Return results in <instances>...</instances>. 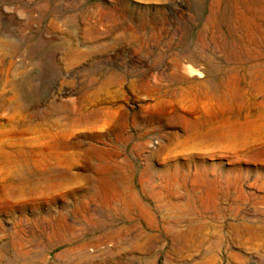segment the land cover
I'll list each match as a JSON object with an SVG mask.
<instances>
[{
    "label": "rangeland",
    "instance_id": "rangeland-1",
    "mask_svg": "<svg viewBox=\"0 0 264 264\" xmlns=\"http://www.w3.org/2000/svg\"><path fill=\"white\" fill-rule=\"evenodd\" d=\"M0 264H264V0H0Z\"/></svg>",
    "mask_w": 264,
    "mask_h": 264
},
{
    "label": "bare ground",
    "instance_id": "bare-ground-1",
    "mask_svg": "<svg viewBox=\"0 0 264 264\" xmlns=\"http://www.w3.org/2000/svg\"><path fill=\"white\" fill-rule=\"evenodd\" d=\"M84 259V258H83Z\"/></svg>",
    "mask_w": 264,
    "mask_h": 264
}]
</instances>
